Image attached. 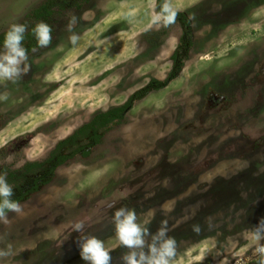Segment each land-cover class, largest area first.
<instances>
[{
  "label": "rangeland",
  "instance_id": "374dc122",
  "mask_svg": "<svg viewBox=\"0 0 264 264\" xmlns=\"http://www.w3.org/2000/svg\"><path fill=\"white\" fill-rule=\"evenodd\" d=\"M47 1L0 0V35ZM172 2L182 17L159 30L148 28L158 0H90L57 13L53 42L28 54V74L0 81L4 175L46 161L95 115L132 99L99 144L80 142L88 157L24 180L22 211L0 220V249L11 245L0 264H87L78 221L120 264L119 207L152 233L168 220L175 264H258L243 233L264 217V0Z\"/></svg>",
  "mask_w": 264,
  "mask_h": 264
},
{
  "label": "clouds",
  "instance_id": "9594fccd",
  "mask_svg": "<svg viewBox=\"0 0 264 264\" xmlns=\"http://www.w3.org/2000/svg\"><path fill=\"white\" fill-rule=\"evenodd\" d=\"M134 16V13H128ZM178 9L172 0H163L160 10L154 12L148 28L169 27L177 20ZM88 13H84L80 19L87 20ZM191 19V17H190ZM78 18L72 16L67 24L70 33L68 40L72 46L80 41V35L74 31ZM27 25L12 24L5 33L4 51L0 53V81H11L16 83L20 78L30 71L28 61V50L23 46ZM52 27L46 22H38L32 29L37 45L46 48L52 43ZM8 93L0 94V101L8 99ZM14 196L13 187L7 182L6 175L0 174V220L7 222L6 212L20 213L21 205L12 199ZM164 211H170L166 206ZM112 223L115 229V238L119 247L127 249L120 257V264H175L176 240L169 236V224L167 219H162L155 233L150 231L146 225L148 220L139 222L137 213L128 207H119L112 216ZM74 229L81 235L77 238V245L80 249L81 258L87 264H112L111 255L115 248H108L104 241L94 235L83 234L85 224L78 221ZM192 230L199 233L200 225H192ZM244 239L251 242L252 252L258 258V264H264V217L257 225L243 233ZM11 254V245L7 249H0V258L8 257ZM222 264H228L227 258ZM237 264L240 261L237 260Z\"/></svg>",
  "mask_w": 264,
  "mask_h": 264
},
{
  "label": "trees",
  "instance_id": "16d2710c",
  "mask_svg": "<svg viewBox=\"0 0 264 264\" xmlns=\"http://www.w3.org/2000/svg\"><path fill=\"white\" fill-rule=\"evenodd\" d=\"M89 2L90 0H48L38 8L34 9L28 15V21L23 23L27 25L28 29L25 33V39L23 42V46L28 50V54L41 48L37 45V41L32 32V29L38 22H46L52 27V20L55 14L70 10L79 11ZM162 3L163 0H158V11L160 10V5ZM179 17H182V15L180 14L177 16V18ZM52 30L53 37V27ZM6 32L0 35V48L4 47V38ZM173 59H175V55L173 56ZM131 107L132 99L126 102L123 106L112 108L106 112L95 115L89 123L83 125L65 140L59 142L51 152L49 159L44 162H29L18 170H12L8 167L2 168L1 170L5 173L7 182L13 187L14 190V196L12 199L18 201L19 203L26 199L27 196L25 195L24 190H22L21 185L29 176L45 173L44 176L49 178L55 173L57 168L66 164L78 154L81 153V156L88 157L90 152L82 151L81 148L83 147L80 146V142L84 140H91L93 144H99L102 139L101 135L99 134L100 131L106 129L115 122H122ZM48 181L49 180H44V183H48ZM32 189H38V186H34ZM8 213H10V211L6 212V215Z\"/></svg>",
  "mask_w": 264,
  "mask_h": 264
}]
</instances>
